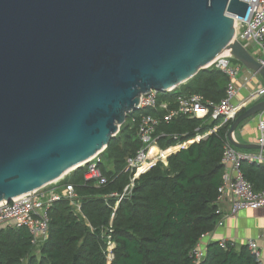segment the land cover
Returning a JSON list of instances; mask_svg holds the SVG:
<instances>
[{"label": "water", "instance_id": "water-1", "mask_svg": "<svg viewBox=\"0 0 264 264\" xmlns=\"http://www.w3.org/2000/svg\"><path fill=\"white\" fill-rule=\"evenodd\" d=\"M248 8L246 0H0V201L82 166L142 94L172 90L224 50L264 77L234 37L231 15ZM262 112L264 100L234 118L235 148H259L233 134Z\"/></svg>", "mask_w": 264, "mask_h": 264}, {"label": "trees", "instance_id": "trees-1", "mask_svg": "<svg viewBox=\"0 0 264 264\" xmlns=\"http://www.w3.org/2000/svg\"><path fill=\"white\" fill-rule=\"evenodd\" d=\"M227 83L226 74L210 65L170 91H157L156 108L128 113L99 153L97 165L106 182L84 180L87 165L65 175L60 184L72 183L80 210L64 197L56 200L48 209L47 238L39 244L32 242L26 227L0 226V264H108L110 240L114 247L109 264H259L246 244L222 247L219 240L207 243L199 262L192 258L201 237L220 219L216 211L222 157L232 121L212 132L220 118L181 115L165 121L166 110L160 107L166 103L167 109L175 108L176 97L187 94L218 103ZM142 114L159 117L153 138L160 149L189 143L140 173L130 193L118 202L110 194H121L129 183L126 159L142 147L137 136ZM240 170L255 191L264 189L263 166L243 161Z\"/></svg>", "mask_w": 264, "mask_h": 264}, {"label": "built area", "instance_id": "built-area-1", "mask_svg": "<svg viewBox=\"0 0 264 264\" xmlns=\"http://www.w3.org/2000/svg\"><path fill=\"white\" fill-rule=\"evenodd\" d=\"M246 1L248 2L249 8L244 17L231 15L234 19V37L247 50L249 43L255 45L253 54H251L264 66V0ZM232 58L230 53H220L210 63V65H214L225 73L228 78L225 96L218 103L209 100L203 101L202 97L198 94L178 95L176 97L175 108L167 109L166 103L160 105L162 109L166 110L163 119L168 121L181 115L190 118H202L207 114H211L212 118L221 119L220 124L215 126L211 130L212 132L216 131L219 126L233 121L237 114L244 108L245 104L242 102L234 103L237 94L236 79L239 69L231 62ZM263 91L261 90L254 94L251 98L258 97ZM156 95L157 91L155 90L142 94L139 98L138 109L156 108ZM159 121V117H154L149 114L141 115L137 127V136L142 142V147L134 156L126 159V167L131 173L129 183L124 187L121 194H110L116 196L118 202L130 193L135 178L142 171L144 172L142 166L145 165V168H147L154 164L153 158L155 156H150V151L155 144L153 133ZM257 131L258 135L255 144L259 146L258 149L239 151L228 140L224 144L222 157L224 174L219 189V201L227 200L230 208L229 213L232 215L242 209L264 208V189L255 191L253 185L243 177L240 170V164L243 161L264 167V117L262 115L258 116ZM182 146H185V143L179 144L180 148ZM98 161L99 154H96L82 164V166L87 165L83 177L86 181H94L96 185H101L106 182V178L102 175L97 165ZM63 178L64 176L45 187L17 196L9 201H0V226L26 227L32 235V242L34 244L43 242L48 234V209L56 200L64 197L71 205L76 207L77 211L80 210V202L72 183L60 185V188H53V185L59 184ZM216 212L219 215L221 214L219 207ZM220 224H222L221 217L216 225ZM202 237L199 244L191 251V256L195 262H199L205 256L206 246L201 245ZM219 242L222 247L235 244L234 241L225 239L219 240ZM246 245L252 253L258 255L257 245L254 241L249 240ZM113 247L114 243L111 240L108 241L106 255L108 264L113 258Z\"/></svg>", "mask_w": 264, "mask_h": 264}, {"label": "crops", "instance_id": "crops-1", "mask_svg": "<svg viewBox=\"0 0 264 264\" xmlns=\"http://www.w3.org/2000/svg\"><path fill=\"white\" fill-rule=\"evenodd\" d=\"M231 62L239 69L236 79L237 94L234 103L242 102L245 104L244 107L247 108L258 101L264 100V92L263 95L259 94L258 97L251 98L254 94L264 90V77L234 58L231 59ZM259 115L264 117V112L248 118L237 127L233 134L237 142L255 144L258 135L257 120ZM153 146L158 149L157 154L153 158L155 163L158 156H163L164 151L166 150L167 152L169 148L160 149L156 144ZM175 151H169L165 158ZM60 185V183L53 185V188H60ZM218 207L221 210L222 224L216 225L212 232L205 234L202 237L201 245L206 246L212 240L222 239L234 241L235 244H246L249 240H252L257 245L259 264H264V208L242 209L232 215L229 213V204L225 199L219 201Z\"/></svg>", "mask_w": 264, "mask_h": 264}, {"label": "rangeland", "instance_id": "rangeland-1", "mask_svg": "<svg viewBox=\"0 0 264 264\" xmlns=\"http://www.w3.org/2000/svg\"><path fill=\"white\" fill-rule=\"evenodd\" d=\"M254 47H255V45L249 43L248 49H249L250 53H252V54H253ZM177 148H179V145H177V146H175V147H171V148H169V150H168L167 152H166V150H165L163 156H162V155L158 156V160H163V161L165 162V161H166V158H165L166 154H167L169 151H175ZM167 149H168V148H167ZM177 150H178V149H177ZM145 167H146L145 165L142 166V169H143V170L146 169Z\"/></svg>", "mask_w": 264, "mask_h": 264}, {"label": "bare ground", "instance_id": "bare-ground-1", "mask_svg": "<svg viewBox=\"0 0 264 264\" xmlns=\"http://www.w3.org/2000/svg\"><path fill=\"white\" fill-rule=\"evenodd\" d=\"M221 53H229V52H228L227 50H224V51H222ZM157 152H158V149H157L155 146H153V147L151 148L150 155H151V156H154V155L157 154ZM96 154H97V153H96ZM96 154L91 155L87 160H89L90 158L94 157Z\"/></svg>", "mask_w": 264, "mask_h": 264}]
</instances>
